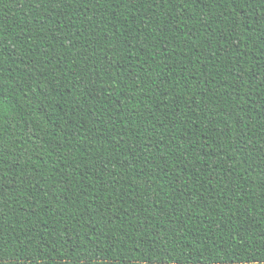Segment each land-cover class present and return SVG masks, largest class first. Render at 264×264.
<instances>
[{
    "label": "trees",
    "instance_id": "trees-1",
    "mask_svg": "<svg viewBox=\"0 0 264 264\" xmlns=\"http://www.w3.org/2000/svg\"><path fill=\"white\" fill-rule=\"evenodd\" d=\"M0 264H264V0H0Z\"/></svg>",
    "mask_w": 264,
    "mask_h": 264
}]
</instances>
